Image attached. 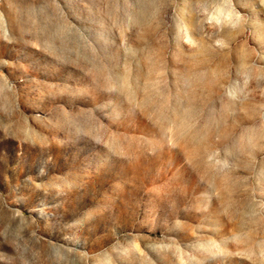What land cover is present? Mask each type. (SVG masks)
Masks as SVG:
<instances>
[{
	"label": "rangeland",
	"instance_id": "rangeland-1",
	"mask_svg": "<svg viewBox=\"0 0 264 264\" xmlns=\"http://www.w3.org/2000/svg\"><path fill=\"white\" fill-rule=\"evenodd\" d=\"M0 264H264V0H0Z\"/></svg>",
	"mask_w": 264,
	"mask_h": 264
}]
</instances>
